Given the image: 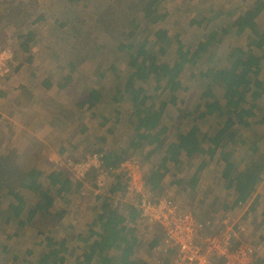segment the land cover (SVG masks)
<instances>
[{
  "label": "rangeland",
  "instance_id": "374dc122",
  "mask_svg": "<svg viewBox=\"0 0 264 264\" xmlns=\"http://www.w3.org/2000/svg\"><path fill=\"white\" fill-rule=\"evenodd\" d=\"M257 1L258 0H159L158 9L160 12L167 13V18L164 22H160L155 25V27H151L153 30L166 28L172 36L178 32L183 44H185L187 48L193 49L202 38L203 32L201 27L190 26V24H188L189 19H200L203 16L209 19L220 14V17L215 19L214 22L220 26L230 25L235 15L254 5ZM27 8L35 12L39 17L42 16L43 20L29 27L22 26V12H25ZM121 8L126 11L127 16L132 12L127 10L126 0H0V75L4 78L0 79V87L3 84L5 85L7 80L10 79L12 84H16L13 80L18 82L19 85L17 87L21 91L27 88L32 90V87H37L39 89L40 86L42 89H45L41 82L46 79L49 83H52V91H48V93L52 94L49 100L52 99L54 100L53 102H55L61 99V102L64 101L63 104L60 102L61 107H65L66 104L68 107L69 100L67 99H70L73 95L78 96L81 92H84L87 96L88 93L95 88L100 89L103 95H107L110 98L117 88L120 89L119 91L123 92L124 84L131 72L128 66V51H119L117 49L118 42L113 41L111 36V34H113V36L118 35L116 36L119 39L118 41L125 44L131 42V39H129V41L126 39V35L131 30V27L130 24H127L128 20L122 19L121 15L123 11ZM133 14H135V19L141 21V12L137 11L133 12ZM100 20L106 21L105 25H102ZM257 22L259 29L264 30V11L260 17L257 18ZM106 23L118 25L119 27L115 29L110 27L112 30L109 31L110 29L104 27L107 25ZM122 27L125 28L124 35H119L123 30ZM20 29H23L22 31L24 33L27 31H33L35 33V39L31 44L30 50L28 54L25 53L23 57L25 59L31 54L33 60L30 63H23L22 69L14 74L12 73V68L15 67V63L13 62L9 68V61L11 60L9 57L12 55L10 47L11 45L15 46L22 40L18 36V30ZM143 34L145 35L147 32H140V35ZM93 38L97 40L94 41ZM252 38L253 35L248 36V34L237 36L234 30H232L224 37L221 44L214 45L209 49V53L213 55L214 63L199 64L193 68L188 67L181 77L182 87L176 93L175 105L169 104L170 94L168 91L155 93V84L152 82L138 83L137 85L142 86L147 91L146 94L151 96L152 100H150V102L153 103L156 108H158L161 102L167 103L160 123L167 128V133L161 137L163 142L160 146L158 143H155L151 146H147L139 154L136 153L130 157L129 155L131 154L125 156L135 162V168L139 175L145 178L146 182L143 187L144 193L146 192L148 196L153 198H171L178 206L182 207L181 209H183V211H191L203 220L214 218L216 219L215 223H220L224 219H230L231 222H234H230L232 225L236 223L240 225L239 229H244L240 237H242L244 241L250 242L255 246L258 256L256 264H264V239L260 240L257 235L261 232L260 229L262 228L256 229L257 227L254 225V223L259 224L261 216H263L264 176L262 182L257 185L256 192L252 195L250 201L242 206L238 205L233 210L226 209L230 208L228 206L231 205L234 200V195L232 190L228 191L224 188L225 181L220 178L223 163L218 160V154L212 161H209L206 156H194L192 159H187L184 152H181L178 163L170 161L165 165L167 175L162 185L160 183L158 188L151 190L146 180V175L150 174L149 167L153 165L155 167L160 164L161 158L163 157V150L169 143H176L178 141L177 136L179 133L186 132L193 125H198L204 133L212 137L220 129L218 124L221 120L217 119L214 115L198 118L197 121H194L198 113L203 111L201 94L206 90L208 82L207 80L197 77L191 78L190 70L197 73V71L206 69L208 66L219 68L226 66L229 49L233 46L245 48ZM152 49H154V46H152ZM174 57L175 45L171 47L166 59L173 60ZM3 59L8 60L6 64H4ZM1 67H4L3 71ZM19 72L20 74H17ZM13 76H15L14 79L12 78ZM66 76H69L70 80L68 82L66 81ZM262 78L264 79V76ZM62 83H67L64 88L60 87ZM75 84L81 85L84 91L75 90ZM67 93H69L68 96ZM214 94L221 103L224 102L222 98L223 90L219 86L214 89ZM37 95L41 98L40 94ZM123 97L124 100L118 105L119 112L117 111V114L115 113L116 106H113L110 98L107 99L108 103L106 105L103 104L96 110H93V107L87 108L89 111L88 113H95V115H98L96 117L97 126L95 132H90L89 137L87 136L86 138L88 147L85 149L76 148L73 150V145L63 146L62 143L57 144V148L64 147L67 151L61 153L62 157L57 161L53 169L43 164L41 170L38 164H36L35 159L38 157L37 161H41L42 157L39 155L38 148L40 146H38V144H33L29 151H26V153L21 156L13 153L12 150L8 148L9 146L6 144V140L5 143L0 140V155H5V158H7L5 161H8L9 165H11L13 161L17 169L16 174H18V183L24 174V172H19V170L27 171L29 168H35L43 173L42 177L39 179L42 184L41 191L48 192V196L54 199L52 205L49 207L52 209V213L50 212L51 214H41V212H38L33 218L28 219L27 214L30 209L34 208L39 202L40 196L39 192L32 193L21 189L19 191V197L24 206L21 209H16L15 211H19L20 215L14 216L15 211L12 212L9 205L17 206L18 202L9 194L10 192L8 189L11 187V183L6 182L0 186V264H41L40 260L45 256H49L47 259L48 264H54L53 261H58L60 258H64L66 264H72L75 258L87 249L86 243H84L82 239H79V237L84 238L89 234L90 229L87 228H90L92 222L98 215V211L95 210L94 204L88 201L92 196L98 194H106V196L109 197L112 196V205L123 212L124 215L132 208L134 194L127 189L128 180L121 171L113 173V177L112 175L111 177L109 176L104 187L97 188L94 184L95 174L90 172L84 179H80L79 181L74 180L65 166L67 160L76 161L85 154L93 151L97 152L98 145V149L103 148V151H106L107 148L105 146L114 147L119 140L121 141V138L123 140V136L126 133L125 131L118 133L117 128L120 127L119 124L124 123H117V120L127 119L125 115L132 112L131 102L127 99L128 95L125 94ZM47 102L46 100L44 105L47 106ZM75 102L76 101H74V103ZM251 103L250 94H247L245 96L244 106L248 107V109H252V111L254 110L255 116L245 117L244 119L248 121L249 125L246 127H238L239 133L237 139L242 140L244 144H228L225 147L226 151L232 153L231 161L235 165L236 172L242 170V168L249 163V159H256L258 154L264 151V124L259 123L264 109V96L262 99L254 102V104H257L256 109L251 107ZM147 104H149V100ZM76 105L81 110L83 109L82 104ZM74 107L77 109L75 105ZM47 109L48 111H53L51 114L56 113L52 107ZM120 111L123 113H120ZM59 112L61 114H59L57 120L62 119L65 115L62 110H59ZM12 130L14 129L12 128ZM97 130L98 133H96ZM93 133L96 134L98 139L96 147L90 145L93 139ZM69 134L75 135L73 131ZM16 142L18 143L16 149L22 150L25 143L22 136L17 138ZM254 143L260 151L253 156L252 153H250V147H252ZM121 146H123V144L117 147L119 148ZM123 148L125 152L128 150V146H124L122 149ZM151 150L154 152L150 157L153 160H144V154ZM30 152H34L35 154L32 153V155L29 156ZM15 158L16 160H14ZM205 161L206 166L197 173L196 171L200 163ZM51 171L59 172L62 175L61 178L71 177L74 182L80 183L81 188L78 193L72 195L63 194L66 197H62L63 195L58 197L56 192L58 186L53 187L48 184L49 180L47 176ZM194 174H196L195 179L198 182L197 185L193 186V188L197 190L196 194L201 198H204L207 192L211 195L209 199L207 197L205 198L208 200H204V211L203 209L199 210L198 206H196L197 209L193 207L194 202L192 201L196 195H189L191 192L189 188L192 184L190 183V179ZM116 175L120 176V179H122L124 191L121 190L112 193L110 192V187L116 183ZM176 181L178 183H175ZM12 182L15 184L17 181L15 180V182ZM14 184L12 185L16 186ZM256 195L258 196V202L256 205L254 204V209L251 210L252 212H249L247 217L244 218V214L249 210L251 202ZM201 198H198V201ZM77 205L82 207V209ZM59 207L60 209L68 208L66 221L68 220V225L69 223H75L73 229L66 227L63 229V225H67V223L62 222L66 217H61L60 212L62 210H60ZM58 211H60L59 214ZM81 214H83V216ZM127 225L129 228H133L130 229L133 231L131 235L133 239H135L133 250H136L137 253L136 256H129V264L168 263V258L163 256L162 253L152 251L158 244L156 243V245H153V242L158 239L159 236L156 230L146 229L141 220L134 223H130L129 221ZM248 229L256 230H253V232H255L254 234H249ZM262 234L264 237V233ZM255 235H257L259 241H253V236ZM121 247L123 248L124 245H121ZM107 254L117 257L120 255V251H110ZM94 264L97 263L94 262ZM116 264L120 263L116 262Z\"/></svg>",
  "mask_w": 264,
  "mask_h": 264
},
{
  "label": "trees",
  "instance_id": "16d2710c",
  "mask_svg": "<svg viewBox=\"0 0 264 264\" xmlns=\"http://www.w3.org/2000/svg\"><path fill=\"white\" fill-rule=\"evenodd\" d=\"M158 2L159 0H126L127 10L132 12L127 16L126 11L121 8L123 11L121 16L123 20H128L127 24H130L131 30L125 35L128 41L131 39V42L125 44L118 41L119 39L116 37L118 35L113 36L111 34L113 41L118 42L117 49L119 51H128V66L131 72L124 84L123 92L119 91L120 89L118 88L115 90V101H123V95L127 94V99L131 102L136 122L133 121V124H135V135L130 141L131 146L135 149L139 147L138 145L141 141H145V143L150 145L158 143L160 146L163 142L161 137L167 133V128L160 126L167 103L161 102L159 107L156 108L150 102L152 100L151 96L146 94L147 91L142 86L137 85L138 83L152 82L155 84V93L168 91L170 94L169 102L175 105L176 93L182 87L181 77L184 71L188 67L193 68L199 64L214 63L213 55L209 53L211 47L221 44L224 37L232 30H234L237 36L248 34V36L253 35V38L250 39L245 48L233 46L229 49L226 66L220 68L208 66L206 69L197 71V73L190 70L191 78L197 77L208 82L206 90L201 94L203 111L198 113L194 121H197L198 118L214 115L217 119L221 120L218 124L220 129L212 137L204 133L198 125H193L186 132L179 133L177 136L178 141L169 144L168 156L163 159L159 168L146 176L147 185L151 190L158 188L161 180L164 178V172L160 173V170L162 169L166 172L165 163L168 161L178 163L181 152H184L187 159H192L194 156H206L209 161H212L218 154V160L223 163L220 178L225 181L224 188L228 191L232 190L234 195V200L229 205L230 208L226 209H233L238 205H244L250 201L252 195L256 192L257 185L262 182L264 176V151L258 154L256 159H249V163L242 170L236 172L235 165L231 161L232 153L226 151L225 147L228 144H244L242 140L237 139L239 133L238 127L248 126L249 123L244 118L255 116L254 110L252 111V109L244 106L245 96L250 94L251 107L255 109L257 108V104H254V102L262 99L264 96V79L262 78L264 76V30L259 29L257 22V18L264 11V0H258L254 5L235 15L230 25L220 26L214 22L215 19L220 17V14L209 19L205 16L200 19H189L188 24L190 26L201 27L203 32L202 38L193 49L187 48L183 44L178 32L172 36L166 28L153 30L151 26L155 27V25L164 22L167 18V13L159 11ZM137 11L142 13L141 21H138L134 17L135 14L133 12ZM22 20V26L29 27L43 20V17H39L35 12L27 8L25 12H22ZM105 22L104 20H100L102 25H105ZM106 24L104 27L110 29L109 31L112 30L110 27L114 29L119 27L111 23ZM124 27H122L123 30L119 35H124ZM22 30H18V36L22 40L15 46L11 45L10 47L12 55L9 61V68L14 62L15 67L12 68V73L14 74L22 69L23 63H30L33 60L31 54L25 59L23 57L25 53L28 54L30 45L35 39V33L33 31L24 33ZM144 31L147 34L140 35V32L144 33ZM93 40L96 41L97 39L93 38ZM173 45H175V57L173 60H167L166 57H168ZM152 46H154V49H152ZM0 79L4 78L0 76ZM69 80V76H66V81L68 82ZM41 84L47 90L52 88V83H49L46 79ZM66 84L62 83L60 87L64 88ZM217 86L223 90V103L214 94V89ZM95 96L96 93H93L91 98H89V102ZM148 100L149 104H147ZM259 123L264 124V109ZM250 150L253 156L260 151L255 143L252 144ZM0 156V186L6 182L11 183V187L8 189L9 194L18 202L17 206L9 205L12 212L24 206L19 197V191L23 189L32 193L39 192L40 196L39 202L27 214L28 219L33 218L38 212H41V214L46 213L54 199L48 196V192L41 191L42 184L39 181L41 171L35 168H29L27 171L19 170V172H24V174L18 183L17 169L13 161L9 165V162L5 161L7 160L5 155ZM103 158L105 168L114 169L126 159V156H120L115 153H103ZM205 166L206 161L201 162L196 172L198 173ZM61 176L59 172H50L47 176L50 186H58L56 188L57 196L78 193L81 184L74 182L71 177L61 178ZM195 178L196 174L191 177L190 183ZM15 180L17 182L14 184L12 181L15 182ZM117 180L120 179L117 178ZM123 187L117 181L110 187V190L111 192L124 191ZM257 202L258 196L256 195L251 202L249 210L244 214V218L247 217L249 212H252L251 210L254 209L253 206ZM108 206L107 202L104 203L103 207L100 206L98 215L90 226L92 228L89 234L84 238L79 237V239H82L86 243L87 249L76 257L72 264H94V262L97 264H116V262L129 264V256L133 252V243L131 244L130 241L132 238L129 235L130 229L126 223V218L120 216L115 209L108 210ZM19 215V211L14 212V216ZM136 215L138 216V213L131 208V212H129L127 218L134 220ZM158 241L159 239H156L153 245H156ZM121 245H124V247L122 248ZM110 251H120V255L117 257L115 255H108L107 253ZM48 257H43L40 263L48 264ZM53 263L66 264L64 258L53 261Z\"/></svg>",
  "mask_w": 264,
  "mask_h": 264
},
{
  "label": "crops",
  "instance_id": "0c3cea01",
  "mask_svg": "<svg viewBox=\"0 0 264 264\" xmlns=\"http://www.w3.org/2000/svg\"><path fill=\"white\" fill-rule=\"evenodd\" d=\"M30 47H31V45H30ZM17 74H20V72ZM14 77L15 76H13L12 78L14 79ZM13 81H15L16 84H14V83L12 84L10 82V79H9V80H7V83L5 85L3 84L0 87V140H2V142H4V143L6 140V144L9 146L8 148L10 150H12L13 153H16V154L23 156L26 153V151H29L30 147L33 146V144H38V146H40L38 148L39 155L42 157H41V161H37L38 160V157H37V159H35V162H36V164H38L39 168L42 170L43 164H46L47 166L51 167V169H53L54 165L57 164V161L62 157L61 153L67 151V149H65L64 147L57 148L56 147L57 144L62 143L63 146L73 145V147H72L73 150H75L76 148L85 149L88 147V145L86 144V141H87L86 138H87V136L89 137L90 132H95V128L97 126L96 117L98 115H95V113H91V114L88 113L89 111L87 110V108L93 107V110H96L97 108H100L101 105H103V104L106 105L108 103L107 99H109L110 97H108L107 95L106 96L103 95V93L101 92L100 89L95 88V89H92L88 93L87 96L85 95L84 92L83 93L81 92L80 95H78V96L73 95L74 98L72 96L70 99H67V100H69L68 101L69 102L68 107H67V104L65 107H61L60 106L61 99L58 100L59 102L58 101L53 102L54 100H52V99H51V101L49 100V98L52 94L48 93V91H52V89L45 90V89H42L40 86L39 89L37 87L36 88L32 87V90L27 88V89H24V91H21L17 87L19 85L18 82H16V80H13ZM76 86H78V87H76ZM20 88H22V87H20ZM74 88H75V90L84 91V89L81 85L75 84ZM101 89H103V88H101ZM93 93H96V96L94 97L96 99L93 98L89 102V98H91V95H93ZM115 93L116 92L114 90V93L112 94V96L110 98V101L113 104V106L114 105L116 106L115 107V109H116L115 113L117 114L119 112L118 111L119 110L118 105L121 103L118 102L119 100L115 101ZM37 94H40L42 99ZM68 95H69V93H67V96ZM46 100L48 101L47 106L44 105V102H46ZM74 101H76L75 102L76 104H82L83 109L81 110L79 107H77V105L74 103ZM63 103H64V101L61 102V104H63ZM169 104H171V103H169ZM74 105L77 107L78 110L74 107ZM50 107H52L54 109V111H56V113L51 114L53 111L52 110L48 111V109H47V108L50 109ZM166 107H167V105H166ZM59 110H62V112L65 113V115L62 119L57 120V118L59 117V114H61L59 112ZM120 113H123V112L120 111ZM125 116H127V119H120V121L115 119V120H117V123L118 122L124 123V124H119L120 127L117 128L118 133L125 131L126 134L123 136V140L121 138V141L119 140L120 142L118 141L114 147L105 146L107 148L106 151H103V148L98 149L99 148V145H98L97 150H101V151H97V152H104L105 154L106 153L107 154L115 153V154L120 155V156L121 155L125 156L128 154H131V155H129V157H130L132 155H135L136 153H138V154L141 153L142 150L145 149L147 146L152 145V144L150 145L148 143H145V141H141L138 145L139 146L138 148L135 149L131 146L130 140L135 135V130H134L135 124H133V123L136 122V116H135V114H133V109H132V112H129ZM33 125H34V127H33ZM160 126L163 127V125H161V124H160ZM12 128L14 130H12ZM72 131L75 133V135L69 134ZM87 133H88V135H87ZM96 133H98V130ZM82 134H84L85 136ZM94 134L95 133H93V139L91 140L90 145H93L94 147H96V143H97L98 139L96 137V134L95 135ZM21 136H22V139L25 141V143H24L22 150H18V149H16V146L18 145V143L16 142V139L20 138ZM88 140H89V138H88ZM121 144H123V146L118 148L117 146L121 145ZM169 144L163 150V153H162L163 157L161 158L160 164L156 165L155 167H154V165L149 167L150 174L153 173L156 169H158L159 166L161 165L163 159L168 156ZM3 145H5V144H3ZM93 146H91V147H93ZM124 146H128V150L126 152H125L124 148L122 149V147H124ZM129 150H130V152H129ZM32 153L35 154L34 152H32ZM32 153L30 152L29 156L32 155ZM153 154H154V152L152 150L149 151L148 153L146 152L143 156L144 160H149V161L151 160L152 161L153 159H151L150 157ZM179 158H180V156H179ZM14 160H16V158ZM18 160H19V158H18ZM168 162H170V161H168ZM168 162H166L165 165ZM118 165L116 167H118ZM47 166H45V167H47ZM51 172L57 173L56 171H51ZM160 173L164 174V178L167 175L165 170H162V169L160 170ZM42 174L43 173L41 172V175L39 178L42 177ZM113 176L114 175H112V177ZM115 177L120 179V176H118V175H116ZM164 178L161 180V185L163 184ZM117 181H119L123 186L122 179L116 180V182ZM175 183H177V182H175ZM170 184H173V183H170ZM197 184H198V182L195 179L192 182L191 187L189 188V190H191L189 195L190 194L193 196L196 195L194 197L193 201L191 200L192 202H194L193 207L196 208V206H198L199 210H202L203 204L205 203L204 200H208L211 197V195L208 192L206 193V196L204 198H201L199 195H197L196 194L197 190L193 188V186L197 185ZM110 192H111V190H110ZM112 193H115V192H112ZM65 195H63L62 197H66ZM206 197L208 199H205ZM198 198H201V199H199V201H198ZM88 201H90L94 204L95 210H97V211L100 210V206L103 207L104 203L107 202L109 204L108 210H112V209L117 210V213L120 216H123L124 218H126V223H129V221H130V223H132V222L134 223V222L140 220L138 218L139 216H137V215H136L134 220L127 218L129 212H131V210H130L131 208L129 209V212H127L126 215H124L123 212L116 209L114 207V205H112V196L109 197V196H106V194L105 195L104 194H102V195L98 194V195L92 196L90 198V200H88ZM78 207H80V206H78ZM228 207H230V206H228ZM180 208H182V207H180ZM59 209H60V207H59ZM67 209H68L67 207L64 209L63 208L60 209L62 211L61 212L58 211V214L60 212L61 217H66ZM80 209H82V207H80ZM233 209H235V208H233ZM185 211H188V210H185ZM203 211H204V209H203ZM50 212L52 213V209L49 208L47 210L46 214L50 213ZM81 215L83 216V214H81ZM195 216L198 219H200L197 215H195ZM66 219H67V217L62 222L67 223L68 220L66 221ZM209 219H211V218H209ZM201 220H203V219H201ZM212 220H215V219L212 218ZM254 225L257 227L256 229H260V227H261L262 229H260V230L262 233H264L263 216H261L259 224L254 223ZM74 226H75L74 222L69 223V225L67 223V225L66 224L63 225V229L65 227L69 228V229H73ZM91 228L92 227H90V228L88 227L87 229H91ZM97 229H100V228H97ZM129 229H133V228H129ZM256 229H253V230H256ZM253 230L248 229V233L254 234L255 232H253ZM156 231L159 235L158 236V239H159L158 243H159L163 238V234H162L161 229H156ZM132 232L133 231L130 230L129 235L132 238L130 240L131 244L133 243L132 246H134L135 239H133V237L131 235ZM261 232L257 234L258 237L260 238V240L264 239L263 234ZM257 235L253 236L254 237L253 241H255V240L259 241V238L257 237ZM132 255L133 256L137 255L136 250H133Z\"/></svg>",
  "mask_w": 264,
  "mask_h": 264
},
{
  "label": "built area",
  "instance_id": "2783aa9c",
  "mask_svg": "<svg viewBox=\"0 0 264 264\" xmlns=\"http://www.w3.org/2000/svg\"><path fill=\"white\" fill-rule=\"evenodd\" d=\"M6 59H3L4 64ZM103 159V153L90 152L76 161L67 160L65 166L78 181L88 173H94L97 188L104 187L109 176L121 171L127 177V189L134 194L132 208L137 211L143 226L149 230H162L163 238L152 251L167 257V264L257 263L255 247L240 237L244 230L239 229L240 225H232L234 222L230 219L220 223L212 219L201 220L192 212L183 211L171 198L150 197L143 192L146 181L139 175L134 161L127 158L118 167L106 169Z\"/></svg>",
  "mask_w": 264,
  "mask_h": 264
},
{
  "label": "clouds",
  "instance_id": "9594fccd",
  "mask_svg": "<svg viewBox=\"0 0 264 264\" xmlns=\"http://www.w3.org/2000/svg\"><path fill=\"white\" fill-rule=\"evenodd\" d=\"M239 206H242V205H239Z\"/></svg>",
  "mask_w": 264,
  "mask_h": 264
}]
</instances>
